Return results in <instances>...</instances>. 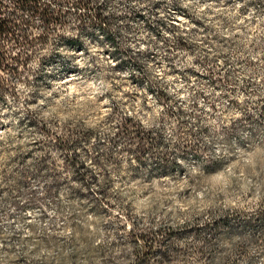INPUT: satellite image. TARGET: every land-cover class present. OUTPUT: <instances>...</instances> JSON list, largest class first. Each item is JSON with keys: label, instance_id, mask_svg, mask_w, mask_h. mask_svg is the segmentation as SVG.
I'll use <instances>...</instances> for the list:
<instances>
[{"label": "clouds", "instance_id": "1", "mask_svg": "<svg viewBox=\"0 0 264 264\" xmlns=\"http://www.w3.org/2000/svg\"><path fill=\"white\" fill-rule=\"evenodd\" d=\"M93 4L115 44L78 32L0 92V264H131L126 234L161 229L149 264H264V0ZM128 118L154 150H127ZM72 127L87 183L50 159Z\"/></svg>", "mask_w": 264, "mask_h": 264}, {"label": "rangeland", "instance_id": "2", "mask_svg": "<svg viewBox=\"0 0 264 264\" xmlns=\"http://www.w3.org/2000/svg\"><path fill=\"white\" fill-rule=\"evenodd\" d=\"M84 4L80 5L77 0H43L38 4L39 11L48 9L50 13H57L59 17V23L44 24L40 15L34 16L32 13H22L21 21L22 26L17 31V40L22 44H14L12 41L0 39V48L2 53L10 58L17 57L19 55L24 60V65L15 63V61H9V70L0 69V92H7L11 88L10 78L15 79L18 75H23L25 72L29 74L28 78L32 75L38 76L37 69L43 67L49 60L53 62L55 60L70 59L68 56H59L54 49L59 45L60 41H67L71 48H81L82 42L78 32H87L89 28H99L108 34V39L113 44L116 43L112 39L110 33L111 25L108 23V18L103 15L100 7L93 4V0H84ZM5 11H13L16 7V3L12 0H5ZM139 19L147 21V18L136 14ZM75 18L78 23L72 24V18ZM30 21V25L26 23ZM148 27H152L149 23ZM69 33H71L69 35ZM89 35L92 33L88 32ZM26 36L28 39L24 41L22 36ZM6 41L7 43H3ZM26 42H29L28 44ZM11 45V47H9ZM127 63V59L125 58ZM14 69V70H13ZM15 94V93H13ZM3 100V96L0 95V101ZM117 127L119 128L118 137L126 141H130V147L127 149L129 152H136L138 157L142 151L147 152L154 150L155 145L160 143L158 136L154 133H146L140 128H137L131 118L126 120L118 121ZM88 133H82L78 128H68L66 130H52L49 135L50 143L59 145L62 155L59 159L50 158L53 165H59L63 168L65 166L76 170L79 173L81 181L87 183V166L79 158L78 153H74L72 145L77 144L86 137ZM85 152L89 149L87 145H83ZM163 163V161H161ZM45 167H49L45 163ZM95 174H93L94 176ZM101 193H97L100 195ZM109 207L115 209V204H109L108 207H101V210L109 217L113 215V212L109 211ZM249 212H253L254 209L249 207ZM125 218L127 214L125 213ZM120 220L121 217H116ZM216 219H219L217 217ZM208 227H211V221L207 222ZM126 238H131L132 243L136 245L134 249H130L131 252L130 260L131 264H149L151 259L145 257L146 249L148 247H155V250H160L166 241V235L163 229H161L156 235H153L151 231H137L126 234Z\"/></svg>", "mask_w": 264, "mask_h": 264}, {"label": "trees", "instance_id": "3", "mask_svg": "<svg viewBox=\"0 0 264 264\" xmlns=\"http://www.w3.org/2000/svg\"><path fill=\"white\" fill-rule=\"evenodd\" d=\"M5 0H0V39L14 42V44H22L19 40H17V31L22 26L21 14L22 13H32L34 16L40 15L44 24L48 25L53 23H59V17L57 13H50L48 9H44L39 11L38 4L43 0H12L16 3V7L13 11L6 12L5 11ZM77 3L82 5L84 4V0H77ZM30 25V21L26 23V25ZM24 41L28 39L26 36H22ZM27 44L29 42H26ZM21 57L17 55V57L10 58L6 57L2 53V49L0 48V69L9 70L10 65L9 61H15V63L24 65V60L21 61ZM14 70V69H13ZM158 250H155V247H148L146 249L145 257L148 259H152V255L156 253Z\"/></svg>", "mask_w": 264, "mask_h": 264}]
</instances>
